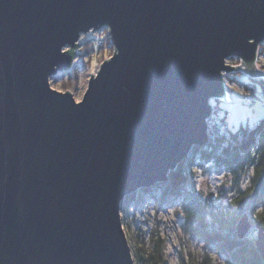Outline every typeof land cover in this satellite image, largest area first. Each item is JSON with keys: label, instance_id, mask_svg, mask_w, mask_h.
<instances>
[{"label": "water", "instance_id": "1", "mask_svg": "<svg viewBox=\"0 0 264 264\" xmlns=\"http://www.w3.org/2000/svg\"><path fill=\"white\" fill-rule=\"evenodd\" d=\"M105 26L84 98L53 88ZM263 42L264 0H0V264H135L124 200L209 136L224 74L264 78Z\"/></svg>", "mask_w": 264, "mask_h": 264}, {"label": "trees", "instance_id": "2", "mask_svg": "<svg viewBox=\"0 0 264 264\" xmlns=\"http://www.w3.org/2000/svg\"><path fill=\"white\" fill-rule=\"evenodd\" d=\"M105 28L106 34L100 37L101 46L112 47L115 52L109 29ZM261 44L264 45V42ZM69 50L77 57L78 48L69 47ZM233 60L239 62L235 57L229 62ZM260 68L264 69V65ZM74 80L71 82L75 83ZM256 80H240V83L246 92L257 94V90H264V78ZM222 113L220 106L214 107L208 120L209 136L192 147L189 156L170 171L168 179L143 186L124 200L123 220L130 231L128 235L135 264H168L165 236L158 228H151L148 225L150 216L140 211L147 199L158 208L168 203L182 210L180 220L184 219L186 232L203 240L207 249L200 256L193 255L189 259L182 255L180 263L214 264L209 252L213 247L216 252L228 257L230 264H264L256 246L255 234L257 223L264 226V117L253 124L232 128L227 119L229 112ZM207 164L215 165L220 173L233 176L237 188L225 199H216L213 193L204 197L197 188L194 175ZM248 176V183L242 185L239 180ZM129 207L134 210H129ZM245 213L250 216L252 228L246 237L241 238L237 224Z\"/></svg>", "mask_w": 264, "mask_h": 264}, {"label": "rangeland", "instance_id": "3", "mask_svg": "<svg viewBox=\"0 0 264 264\" xmlns=\"http://www.w3.org/2000/svg\"><path fill=\"white\" fill-rule=\"evenodd\" d=\"M102 30L103 31L82 33L79 39V53L75 59L76 63L74 68L72 69V71H74L73 74L70 73L72 72L70 70V72L60 71L56 73L50 79L53 88L64 92H66V90L71 91L76 100H82L84 98L92 73H94V76L97 75L104 60L111 58L115 53L114 48L101 46L100 37L106 34V28L104 27ZM105 43L106 42L103 44ZM98 48H100L99 52H97ZM65 49H68V47H64L63 50ZM260 50H262V59L264 61L263 44H260L258 53ZM260 58L261 55L260 57L258 55L257 65L259 68L262 65L260 64V62H262ZM233 61L229 63L234 65L238 63L235 60ZM237 71L224 74L230 100L224 97L211 99L213 109L214 107L220 106L223 112L222 115H224L225 112H229L227 119L232 128H238L242 124L247 123L253 124L256 120L264 117V90H257V94L246 92L240 83V80L257 82L256 79H258V77L250 76L243 70ZM72 80H74L75 83H72ZM245 96H251L255 101L253 103H248L244 99ZM194 176L197 181L196 186L204 194V197L213 193L216 199H225L237 188L233 176L231 174L220 173V170L213 164H207L206 167L199 168ZM249 178L250 176L242 177L239 181H241L242 185H246ZM162 207L163 208H158L154 202L147 199L140 211L150 216L148 225L151 228H158L163 236H165L168 264H182L179 262L182 255H185L186 259L191 258L193 255L200 256L207 248L202 239L194 237L186 232L182 221L184 219L180 220L182 217V210H178L175 205H170L168 203H164ZM131 209L132 207H129V210ZM133 210L134 209L131 211ZM125 229L127 234H129L130 231L126 226ZM255 234L257 236V231ZM209 252L212 255L214 264H230L228 257L224 256L222 253L216 252L213 247L209 249ZM189 262H191V260Z\"/></svg>", "mask_w": 264, "mask_h": 264}, {"label": "built area", "instance_id": "4", "mask_svg": "<svg viewBox=\"0 0 264 264\" xmlns=\"http://www.w3.org/2000/svg\"><path fill=\"white\" fill-rule=\"evenodd\" d=\"M260 55H261V58H260V59H262V58H263L262 53H261ZM260 55H259V57H260ZM260 64L264 65V61H263V59H262V62H260ZM74 65H75V60H74V62H73V64H72L70 70L74 67ZM53 76H54V75H53ZM244 99H245V101H247L248 103H253V102L255 101V99L252 98L251 96H245Z\"/></svg>", "mask_w": 264, "mask_h": 264}, {"label": "flooded vegetation", "instance_id": "5", "mask_svg": "<svg viewBox=\"0 0 264 264\" xmlns=\"http://www.w3.org/2000/svg\"><path fill=\"white\" fill-rule=\"evenodd\" d=\"M103 28H104V27H103ZM258 54H259V53H258ZM235 58L239 59V62L237 63V65L242 63V59H240V58H238V57H235Z\"/></svg>", "mask_w": 264, "mask_h": 264}, {"label": "bare ground", "instance_id": "6", "mask_svg": "<svg viewBox=\"0 0 264 264\" xmlns=\"http://www.w3.org/2000/svg\"><path fill=\"white\" fill-rule=\"evenodd\" d=\"M68 48H69V47H68ZM75 59H76V58H75ZM75 59H74V60H75Z\"/></svg>", "mask_w": 264, "mask_h": 264}]
</instances>
